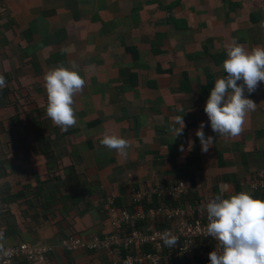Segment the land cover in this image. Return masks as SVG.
Wrapping results in <instances>:
<instances>
[{
	"label": "crops",
	"instance_id": "crops-1",
	"mask_svg": "<svg viewBox=\"0 0 264 264\" xmlns=\"http://www.w3.org/2000/svg\"><path fill=\"white\" fill-rule=\"evenodd\" d=\"M234 41L264 46V0H0V243L50 246L54 264H114L110 253L61 248L111 232L110 197L137 211L134 191L183 181L191 203L225 185V198H254L264 83L245 92L257 107L237 137L217 136L203 111ZM73 62L86 84L74 97L77 124L62 131L46 115L44 75ZM201 122L214 139L207 152L195 135ZM105 132L130 142L126 158L100 144ZM151 200L139 209L159 205Z\"/></svg>",
	"mask_w": 264,
	"mask_h": 264
},
{
	"label": "clouds",
	"instance_id": "clouds-1",
	"mask_svg": "<svg viewBox=\"0 0 264 264\" xmlns=\"http://www.w3.org/2000/svg\"><path fill=\"white\" fill-rule=\"evenodd\" d=\"M222 68L226 75L215 80L203 111L217 136L234 138L241 134L246 117L257 107L246 98L245 92L252 94L259 83H264V46L248 50L234 41L227 47V58L223 60ZM85 84L74 62L71 67H53L44 75L46 115L62 131L77 124L74 97L83 91ZM4 87L6 81L0 75V89ZM184 127L183 116L176 117L171 128L174 138L183 134ZM204 127L201 122L195 135L200 141L201 151L207 152L214 139L205 136ZM100 144L115 150L123 158L128 156L130 142L116 133H103ZM226 190L227 185L224 186ZM224 191L211 197L205 205L207 234L218 241V249L208 254L210 264H264V200L255 199L244 191L228 194L225 198ZM3 239L0 233V241ZM177 239L167 232L162 236L164 245L169 248L174 247ZM8 255L9 251L0 243V258ZM5 264L10 262L5 261Z\"/></svg>",
	"mask_w": 264,
	"mask_h": 264
},
{
	"label": "built area",
	"instance_id": "built-area-1",
	"mask_svg": "<svg viewBox=\"0 0 264 264\" xmlns=\"http://www.w3.org/2000/svg\"><path fill=\"white\" fill-rule=\"evenodd\" d=\"M249 184L254 198L264 200L263 177L254 178ZM190 194L183 181L159 190L134 191L132 203L137 211L120 208L116 198L110 197L106 202V213L111 232L90 240L70 237L62 240L61 248L67 252L110 253L114 256V264H210L208 254L218 249V241L206 231L207 202L191 203ZM155 195L158 206L145 211L139 209ZM166 232L178 238L172 248L163 243L162 236ZM5 249L9 255L0 258V264L5 261L10 264H54V248L50 246L21 244Z\"/></svg>",
	"mask_w": 264,
	"mask_h": 264
},
{
	"label": "trees",
	"instance_id": "trees-1",
	"mask_svg": "<svg viewBox=\"0 0 264 264\" xmlns=\"http://www.w3.org/2000/svg\"><path fill=\"white\" fill-rule=\"evenodd\" d=\"M7 93H8V90H7L6 88L0 89V99H1L2 97H5ZM12 125H13L12 128H15V131H17L16 129H17V126H18V125H16V124H12ZM21 139H22V138H19V140H21ZM14 141H15V140H14ZM14 141H13V142H14ZM19 142H20V141H19ZM13 146L16 147V146H17V143L15 142ZM117 206H118V204H117ZM152 207H155V206H153V203H152V205H150L149 208H152ZM149 208H148V209H149ZM148 209H147V210H148ZM102 236H104V234H103ZM0 242H1V241H0ZM169 264H180V263H169Z\"/></svg>",
	"mask_w": 264,
	"mask_h": 264
}]
</instances>
